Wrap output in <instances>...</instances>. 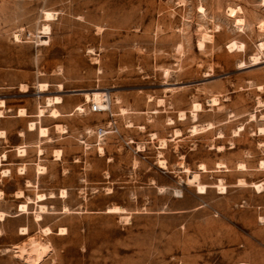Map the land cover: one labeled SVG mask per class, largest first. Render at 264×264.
Masks as SVG:
<instances>
[{"label": "rangeland", "instance_id": "374dc122", "mask_svg": "<svg viewBox=\"0 0 264 264\" xmlns=\"http://www.w3.org/2000/svg\"><path fill=\"white\" fill-rule=\"evenodd\" d=\"M261 4L0 0V264H264Z\"/></svg>", "mask_w": 264, "mask_h": 264}, {"label": "bare ground", "instance_id": "6f19581e", "mask_svg": "<svg viewBox=\"0 0 264 264\" xmlns=\"http://www.w3.org/2000/svg\"><path fill=\"white\" fill-rule=\"evenodd\" d=\"M261 2H262V6H264V0H261ZM227 12V11H226ZM238 12H241V8L240 7H237V8H232V7H229L228 8V14H229V17H231L232 18V20H233V22L235 23V26H236V28L238 27V28H240L242 25H243V19L241 18V17H239V16H237V13ZM44 16H45V19L46 20H50L53 16H54V14H52L51 12H48V11H45L44 12ZM258 27L259 28H261V29H263L264 28V22H260L259 23V25H258ZM43 31L44 32H47V31H49V27H48V25H45L44 27H43ZM209 35V34H208ZM207 34H203L202 36H201V39H202V41L201 42H205L206 41V39L209 37ZM17 37V36H16ZM43 37V36H42ZM210 38V37H209ZM45 42V41H44ZM202 43H199V46L200 47H202ZM230 52H232V51H234V50H236V49H239V50H241L242 48H243V45H239V44H236V43H230L229 45H227V47H226ZM259 50H261V51H263L264 50V46H263V44L262 43H260L259 44ZM251 60H252V62H253V65H255V64H257V63H259V58L257 57V56H253L252 58H251ZM45 87H46V84H39V90H44L45 89ZM105 99V96L104 95H102V94H99L98 92H92V93H90V94H86L85 95V101L86 102H91L93 105H95L96 107H99V108H104L105 106H104V104H103V100ZM216 101V99H212L211 100V102L212 103H214ZM61 103V98L59 97V96H56V97H53V98H48L47 99V101H46V106H49V107H52V105H54V104H60ZM194 108L195 109H198V106L197 105H195L194 106ZM51 110H50V116L52 117V118H56L59 114H58V112L54 109V108H50ZM77 110H79V111H82L83 110V108H82V106H78L77 108H76ZM42 114H43V109H39L38 110V116L37 117H41L42 116ZM18 116H23V111L22 110H19L18 111ZM193 117H195V113H193ZM0 118H1V112H0ZM58 128V127H57ZM201 129H203V128H201ZM28 130L29 131H37V134H38V136L39 137H45L46 136V134H47V129L46 128H44V127H36V123L35 122H30V123H28ZM197 128H196V126H193L192 128H191V132H193V133H195V132H197ZM178 131H175V134H177L178 135ZM192 133V134H193ZM258 133L259 134H263L264 135V127H260V128H258ZM0 134H2V132H0ZM162 141V140H161ZM161 145H162V147L163 146H165V142L163 141V142H161ZM99 152L102 154L103 153V150L101 149V148H99ZM38 153L40 154L41 153V149H38ZM18 154H19V156H24L25 155V150H23V149H19L18 150ZM3 156V155H2ZM3 158V157H2ZM2 161V160H1ZM1 161H0V165H1ZM261 166V165H260ZM159 167H161V168H165V165H164V162H162V161H160L159 162ZM204 167H203V165H200V169H203ZM41 169L42 168H37V172L38 173H40V171H41ZM24 168H21L19 171H22V173L24 174ZM8 171L7 170H2V174L3 175H5L6 173H7ZM195 180H196V175L195 174H191L190 176H189V178L187 179V182L188 183H191V182H195ZM262 186H260V185H255V189L256 190H260V188H261ZM196 192L198 193V194H201V193H203L204 192V187L203 186H200V185H197L196 186ZM220 190H222V188H219ZM176 193L177 194H179L180 192L179 191H176ZM61 194H63L62 192H61ZM50 197H53L52 195L50 196ZM43 199H45V196L43 195V194H40V195H37V200L38 201H42ZM20 209L21 210H26V206L24 205V204H22V205H20ZM119 209L118 208H111L109 211L110 212H117ZM46 211L44 210V207L43 206H40V214H42V213H45ZM40 214H38L37 216H36V219L37 220H40L41 219V216H40ZM3 214L2 213H0V219H2L3 218ZM43 231L46 233V234H48V233H50V230L48 229V228H44L43 229ZM60 231H62V230H60ZM21 234H23V233H21ZM40 244V243H39ZM38 243H35L34 241H32L31 242V251L33 252V253H35L36 255L35 256H32L31 254H27V257H26V261H27V263H34L35 261H38L39 260V258H40V252H42L43 250H44V247L43 246H41V245H39ZM24 251H25V248H24ZM22 252H23V250H21V254H22ZM32 253V254H33Z\"/></svg>", "mask_w": 264, "mask_h": 264}]
</instances>
